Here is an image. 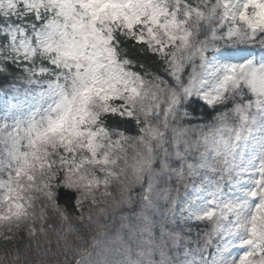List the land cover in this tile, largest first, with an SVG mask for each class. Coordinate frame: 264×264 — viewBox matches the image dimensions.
Returning <instances> with one entry per match:
<instances>
[{
	"label": "snow or ice",
	"instance_id": "6c2138e0",
	"mask_svg": "<svg viewBox=\"0 0 264 264\" xmlns=\"http://www.w3.org/2000/svg\"><path fill=\"white\" fill-rule=\"evenodd\" d=\"M147 2L153 12L161 4V0ZM46 3L0 0V161H7L0 163V202L23 206L24 181L35 180L29 165L40 159L59 173L53 198L63 206L64 215L50 227L55 231L60 221L74 219L79 225L75 235L81 238L94 226L97 229L85 240V248L77 244V251L65 253L66 264H168L173 254L186 255L190 243L176 226L177 214L204 199L200 193L209 175L219 182L220 193L233 187L234 176L238 178L233 171L236 150L244 132L251 130L249 120L264 121V62L257 65L242 58L238 64L221 63L219 49L208 43L217 42L216 24L204 32L197 24L195 35L203 36L204 42L197 39L193 45L197 54L191 60L183 58L184 49L177 59L180 38L171 36L164 25L162 35L174 42L159 39L156 28L163 23L159 15L147 19L152 15L147 9L133 15L129 0H98L96 26L113 51L111 60L106 53L92 54L94 48L81 50L77 38L61 27L63 16ZM225 6V0L198 4L176 0L172 23L177 30L188 29L191 40L192 9L200 13L210 9L215 15ZM181 8L187 9L184 16L178 15ZM77 9L81 10L79 4ZM171 15L170 8L167 16ZM104 16L109 17L105 23L110 36L100 23ZM249 27L256 31V26ZM249 39H264V33ZM125 43L144 48L161 63L167 61L159 84L163 93L149 99L154 80L142 63L121 52ZM260 51L264 52V44ZM74 114L80 134L71 135ZM67 172L81 175L100 198L93 194L85 199L80 188L65 185L61 177ZM184 219L181 215L180 222ZM254 243L258 241L249 233L236 264H249L264 255L250 251ZM48 244L45 256L52 252L51 236ZM206 251L200 259L210 264L211 245Z\"/></svg>",
	"mask_w": 264,
	"mask_h": 264
},
{
	"label": "rangeland",
	"instance_id": "374dc122",
	"mask_svg": "<svg viewBox=\"0 0 264 264\" xmlns=\"http://www.w3.org/2000/svg\"><path fill=\"white\" fill-rule=\"evenodd\" d=\"M72 2H78L86 9L90 6H96L98 0H86V2L85 0H47L49 5H61L67 12L72 9ZM129 3H133V0H129ZM147 4V0L142 4L133 3L129 12L133 15L135 12L143 14L144 10L147 9ZM225 4V14L233 23L232 35L236 32V25L240 22H243L251 32L260 31L264 28V0H225ZM249 5H251V8L248 9L247 15H245L244 10ZM118 11L123 15L122 10ZM159 18L162 19L160 15ZM147 19H153V16L150 15ZM132 22L136 21L132 20ZM161 25L159 28H156V34L159 39H164L166 44L174 42L165 39V35L167 34L162 35V33L166 24L162 23ZM250 25L256 26V31H252L249 27ZM61 27L64 28L63 26ZM80 28L81 26L74 20L68 34L77 38L78 47L83 50L84 45L81 44L79 36ZM168 29L169 34L176 37V33L169 26ZM153 49L156 50L155 48ZM239 50H219L220 62L223 64H238L242 62V58L252 60L248 49ZM92 54L95 55V52ZM77 114H74L72 118L73 131L70 133L71 135L80 134L76 121ZM83 120L84 116H81L80 122L82 123ZM52 151H55V148ZM237 153L234 164L236 170H238V178L235 177L233 187L222 197H217L210 190L203 187L204 190L200 195L204 199L195 202L192 208L185 212L189 219L197 221L210 219L216 214L224 216L228 239L225 242H221L217 247L211 264H236L237 258L242 255L239 251L240 246L243 240L249 238V233H251V238L254 241H258V244H253L250 251L262 252V245L264 243V176L261 175V172H264V132L246 135L244 146ZM46 163H41V160L37 159L34 164L29 165L32 168L35 180L32 183H29L27 180L24 181L26 185V198L23 206L18 202L8 205L1 202L0 240L11 242L13 245H16L17 240H21L24 246H36L38 242H41V238L37 235L48 231L45 228L46 222L44 221V216L47 213L56 211V208L51 203L52 190L51 188L49 189L48 185L51 184L53 186V182L55 181L53 177H56L55 173L58 172L53 170L51 173ZM38 178H41V180L37 181ZM61 180L66 185L80 188L82 190L81 195L85 199H91L93 194L98 199L100 198V192L93 193L85 186L88 181L81 175L67 172L63 174ZM252 192L256 193L255 197L251 195ZM206 201H215V207H209ZM42 207L45 210L44 214L40 212ZM69 223L70 221L62 222L64 228L68 227ZM59 230L60 227L53 231V234L54 232L58 233ZM33 232L36 233L35 237H33ZM44 242L47 243L48 240L46 239ZM249 264H256L253 258Z\"/></svg>",
	"mask_w": 264,
	"mask_h": 264
},
{
	"label": "trees",
	"instance_id": "16d2710c",
	"mask_svg": "<svg viewBox=\"0 0 264 264\" xmlns=\"http://www.w3.org/2000/svg\"><path fill=\"white\" fill-rule=\"evenodd\" d=\"M193 2L198 4L200 0H193ZM175 4L176 0H161V4L157 11L163 16L164 21L170 24V28L176 33V37L180 38L179 43L176 44L177 59H179L181 56L180 50L184 49V52L182 53L183 58L186 62L191 60V58L197 54V49L193 48V45H197V39H199L201 43L204 42L203 36L197 38L195 35V32L197 31V24H199L200 32H204L213 24H216V34L218 39L215 43L209 41L208 43L210 47L217 48L219 50L248 49L252 56V60H254L257 65L264 62V52L260 51L262 44H264V39L256 41L249 39L250 36L256 35L257 32L264 33V28L261 31L252 33L241 25L237 34L232 36L231 25L229 20L225 16L223 7L215 15L210 9H205L203 13H200L197 12L194 8L192 9L194 15L192 17V20L189 22V27L193 31V36L192 39L189 40L188 29L181 26L179 30H177L176 24L172 23V21L176 19L177 15L175 13ZM45 6L50 9H55L57 16H63L64 19L61 26H63L64 28L70 29L72 21L76 20V22L81 26V28L79 29V36L81 38V44L84 45V47L94 48L96 55H101L105 52H111V60L115 59L113 51L106 46L107 39L103 37L100 28L96 26V15L98 13L94 14L96 12L95 7L91 6L90 8L84 9L79 5L81 10H78L76 3L74 4V9L72 10L73 13H68L67 10L61 5L51 6L46 3ZM170 8L173 10V15L167 16L168 10ZM149 11L153 12L152 4H149ZM186 12V8H181L178 15L184 16ZM107 20H109V17L104 16L100 23L106 30L109 31L110 36L111 29H109L108 24L105 23V21ZM217 21H219V23H216ZM229 35H231V39L220 38ZM97 45L102 46L97 47ZM124 51H126L128 56L132 57L135 62L142 63L145 70L152 76L155 83V88L151 89V95L149 96V99H152V96L157 92L163 93V89L159 87V84L161 78L164 76V73L167 70L165 68L167 61L161 63L157 60V58L150 56L144 48L135 47L131 43H125L121 46V52L123 53ZM141 53H143V55ZM160 60H163V57H161ZM157 73H159L160 75L157 76ZM262 123H264V121L261 120H257L255 123H252L250 119L249 128L251 130H246L244 132V137L249 132L264 131V127L261 126ZM243 140L244 138L240 140L236 153L239 151ZM0 163H7V161H0ZM233 171L234 173H237L235 169ZM218 183L219 182L216 181L214 176L209 175L205 179L202 186L210 190L214 195L221 196L224 193H220ZM55 191L56 183L52 188V201L56 206V211L53 217H50V219H46L45 228L48 229V231L45 232H47V235H45V233H39V235H37L41 238V242H38V244L36 245L37 247L34 245H30L29 247L24 246L23 241L21 240H17L16 245L11 244V242L0 240V264H66L65 253L70 251H77L75 247L77 244L80 245L81 249L86 247L85 240L90 239L93 235H95L97 231L95 226L93 227V231L91 233H85L84 238H81L80 236L75 235V229L79 227V225L75 222L74 219L66 228H64V225L62 224L63 221H60L58 227L55 230L60 227V229L63 228V231L59 230L58 233L54 232L53 234L54 230L52 227H50V225L56 223L59 219V216L64 215L63 206L58 207L53 198ZM227 191L228 189H225V193ZM180 192L181 194H183V187L180 188ZM181 215L185 217L183 223L180 222ZM177 221L178 222L176 226L181 230L185 241L190 243V247L186 255H180L179 257H177L173 254L172 260L168 262V264H181V262H183V264H203V261L200 259V253H204L205 255H207L206 250L209 245H211L214 253L220 243L227 240V237H225L226 234L223 231V228L226 225V220L222 215L216 214L210 219L197 221L187 218L184 213H178ZM107 222L108 221L106 220H101V223ZM49 236H51L52 252L48 256H45L44 249H47L49 247V244L48 242H44V240H48ZM57 236L59 237V243H57ZM262 252H264V243L262 245ZM37 255H39V259H37ZM256 259L259 263V261L264 260V255L258 256L256 257Z\"/></svg>",
	"mask_w": 264,
	"mask_h": 264
},
{
	"label": "bare ground",
	"instance_id": "6f19581e",
	"mask_svg": "<svg viewBox=\"0 0 264 264\" xmlns=\"http://www.w3.org/2000/svg\"><path fill=\"white\" fill-rule=\"evenodd\" d=\"M248 8V7H247Z\"/></svg>",
	"mask_w": 264,
	"mask_h": 264
}]
</instances>
